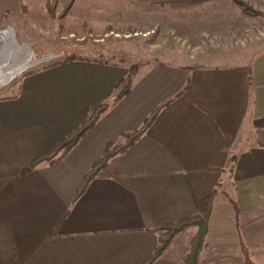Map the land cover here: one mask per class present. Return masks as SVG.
<instances>
[{
  "label": "crops",
  "instance_id": "1",
  "mask_svg": "<svg viewBox=\"0 0 264 264\" xmlns=\"http://www.w3.org/2000/svg\"><path fill=\"white\" fill-rule=\"evenodd\" d=\"M222 1L0 0V31L12 29L29 46L50 28L62 39H103L152 31L170 6ZM225 58L152 65L59 164L29 172L90 108L113 100L128 72L76 59L23 77L15 96L0 101V264H143L158 244L149 231L195 217L215 190L201 264H246L245 251L264 264V52ZM159 107L147 132L74 202L106 149L125 143L123 134L138 131ZM173 249L157 264H168Z\"/></svg>",
  "mask_w": 264,
  "mask_h": 264
},
{
  "label": "rangeland",
  "instance_id": "2",
  "mask_svg": "<svg viewBox=\"0 0 264 264\" xmlns=\"http://www.w3.org/2000/svg\"><path fill=\"white\" fill-rule=\"evenodd\" d=\"M169 11V17L164 15L163 24L156 25L149 32L145 28L119 30L108 33L103 39L81 40L76 37L62 39L58 34L60 31L56 36L54 28H47L43 33L37 31V44L28 45L29 48L14 37L22 49L20 51H14L9 43L0 42V75L17 69L25 58L34 61L49 57L47 61L30 66L21 75L0 84V100L15 96L21 80L30 72L56 62L91 59L119 64L128 72L125 79L133 83L137 75L163 61L176 65L215 62L202 61L210 54L226 57L223 60L227 61L250 60L264 52V0H226L206 4L200 9L170 6ZM194 236L192 230L176 237L172 244L174 249L166 256L169 259L166 262L182 264L181 256Z\"/></svg>",
  "mask_w": 264,
  "mask_h": 264
},
{
  "label": "trees",
  "instance_id": "3",
  "mask_svg": "<svg viewBox=\"0 0 264 264\" xmlns=\"http://www.w3.org/2000/svg\"><path fill=\"white\" fill-rule=\"evenodd\" d=\"M236 2L241 4L240 1H236ZM241 5H243V3ZM70 6L71 4L67 7L65 12L69 10ZM70 61L73 60H67L59 63L56 62L46 66L42 70L50 69L62 63H67ZM33 72L36 71H32L29 74ZM132 84H133L132 80L130 81V79L127 78L122 79V81L118 86L119 93L114 97L113 100L105 104L90 108L89 116L82 123V125L77 129H75L71 134H69L63 140H61L50 154L35 161L29 167V169H27L26 172L31 171L32 169H34L43 162H47L48 164L53 166L59 164L79 144L81 139L89 131L93 129V127L97 124V122L100 120L103 114H105L114 104L122 100L130 92L132 88ZM121 86H123V89H121ZM168 103L169 102L165 104ZM160 108L161 107H159L157 110H155L152 113V115L145 121L143 126L138 131H135L133 133L123 134L122 138L125 140V143L110 145L106 149L102 157L93 165L90 172L86 175V177L82 181L81 185L76 191L74 202H76L85 193L90 182L100 173V171L108 164V162L112 158L120 154H123L135 141H137L143 134L147 132L148 128L151 126L154 119L156 118ZM216 193L217 191L215 190L205 198V200L199 207L198 214L195 217L184 219L182 221L173 224L161 225L159 227H156L155 229L150 230L149 232H152L158 236V244L151 257H149L143 264H157L164 257L167 251L172 247L175 238L179 234L187 231L190 228H196L197 232L189 246V249L182 256L181 262L182 264H201L200 254L203 248L205 247L206 236L209 229V221H210L213 205L215 202ZM231 203L235 210V217L238 220V216H239L238 206L232 200ZM245 255H246L245 256L246 264H253V262L250 259L249 253L247 251H245Z\"/></svg>",
  "mask_w": 264,
  "mask_h": 264
},
{
  "label": "bare ground",
  "instance_id": "4",
  "mask_svg": "<svg viewBox=\"0 0 264 264\" xmlns=\"http://www.w3.org/2000/svg\"><path fill=\"white\" fill-rule=\"evenodd\" d=\"M0 42L9 43L14 51L22 50L21 47H19V45H17V43L15 42L14 34L11 29L0 32ZM29 61V58H25L24 62L21 63V65L18 66L17 69H15L14 71L8 73L2 72L0 75V84L7 82L9 79H12V77L23 72L24 69H27L31 64V61ZM28 63L29 65H27Z\"/></svg>",
  "mask_w": 264,
  "mask_h": 264
},
{
  "label": "water",
  "instance_id": "5",
  "mask_svg": "<svg viewBox=\"0 0 264 264\" xmlns=\"http://www.w3.org/2000/svg\"><path fill=\"white\" fill-rule=\"evenodd\" d=\"M23 46H27V47H28V45H26V44H23ZM28 48H29V47H28ZM48 59H49V57H47V58L45 57V58H42V59H39V60H34V61H31V60H30V61H31V64L29 65V67H30V66H33V65H35V64H37V63L45 62V61H47ZM29 67H28V68H29ZM25 70H26V69H25ZM25 70H24V71H25ZM24 71H23V72H24ZM23 72H21L20 74L16 75L15 77L21 75Z\"/></svg>",
  "mask_w": 264,
  "mask_h": 264
},
{
  "label": "built area",
  "instance_id": "6",
  "mask_svg": "<svg viewBox=\"0 0 264 264\" xmlns=\"http://www.w3.org/2000/svg\"><path fill=\"white\" fill-rule=\"evenodd\" d=\"M5 30H6V29H5ZM5 30H1L0 32L5 31Z\"/></svg>",
  "mask_w": 264,
  "mask_h": 264
}]
</instances>
